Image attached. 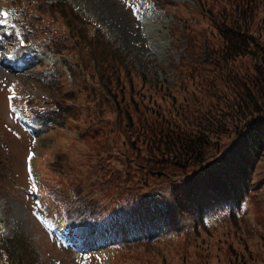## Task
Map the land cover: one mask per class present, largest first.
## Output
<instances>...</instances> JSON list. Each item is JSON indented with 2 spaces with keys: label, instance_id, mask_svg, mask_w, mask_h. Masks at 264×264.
Listing matches in <instances>:
<instances>
[{
  "label": "rangeland",
  "instance_id": "1",
  "mask_svg": "<svg viewBox=\"0 0 264 264\" xmlns=\"http://www.w3.org/2000/svg\"><path fill=\"white\" fill-rule=\"evenodd\" d=\"M68 1L107 35L109 40L106 38V51L101 52L102 62L98 63L95 55L94 61L78 63L76 68L74 39L66 32L55 43L54 35L49 32L33 38L36 44L31 42L24 49L27 53H36L46 43H51L54 49L68 51L64 57L45 51L40 53L38 65L30 76H16L0 62V231L10 239L21 240L38 264H85L70 250L58 248L47 238L41 222L43 213L44 221L52 226L63 215L65 224L74 231L89 226V221L77 217L75 205L88 201L111 205L149 190L167 198L169 180L176 174L175 163H164L160 168L154 166L159 169L155 174L149 170L151 158L163 159L152 151L155 144L151 138L163 133L171 142L178 134V126L173 129L172 126L182 119L193 120V103L201 97L198 89L205 82L210 63L211 54L207 58L206 46L208 42L216 43L218 38L209 18L205 20L200 13L196 15L194 10L188 9L189 4L195 5L191 0H175L180 5L175 6L172 14L182 21L168 13L165 17L157 15L146 27L138 25L127 0ZM6 2L8 0H0L1 4ZM221 17V13L215 15L213 22L222 24ZM145 30L146 36L141 34ZM87 31L91 35L90 25ZM14 57L19 58V52ZM67 63L70 74L72 69L77 75L79 88L72 75L70 84L61 80L63 74L69 77ZM50 75L58 77L64 87L59 89L64 103L76 107L71 110L72 119L64 129L45 134L43 137L48 139L34 145L13 121L5 94L16 83L14 92L17 93L42 96L44 92L59 97L39 79ZM36 102L39 105L40 100ZM222 122L220 119L213 129ZM204 138L206 136L201 134L196 141ZM207 151V158L211 159V150ZM30 153L35 156L33 164L38 171L40 169L45 188L40 204L27 197L25 164ZM52 192L58 195V201L48 197ZM45 207L49 213L44 211ZM255 211L264 217L260 207L255 206ZM184 224L185 220L181 221L180 225ZM192 238L190 234L188 241ZM186 247L181 239L175 240L169 263L175 264ZM145 250L147 244L130 240L100 252L101 260L105 259L103 264H137L140 258L138 264H143ZM197 258L199 263L193 260L191 264H204L203 257ZM148 261L161 264L157 255L150 256Z\"/></svg>",
  "mask_w": 264,
  "mask_h": 264
},
{
  "label": "trees",
  "instance_id": "2",
  "mask_svg": "<svg viewBox=\"0 0 264 264\" xmlns=\"http://www.w3.org/2000/svg\"><path fill=\"white\" fill-rule=\"evenodd\" d=\"M220 1L216 0L212 9L213 14L223 13L224 19L229 13L233 14L230 21L223 26L215 27V23L211 20V11L206 12L207 18L217 30V42H208V48L213 46L228 51L231 57V66L225 65V69L217 70L207 74L208 81L203 83L198 89L201 95L196 103H193L195 109L193 111V120L179 121L178 125H173L172 129L177 127L178 134L172 138L171 142H166V137L161 135L163 141L157 138L154 142L153 150L160 153L163 146H166V152L171 155L165 162L169 165L175 163L176 167L186 169L194 164V166H202L207 161V154L203 148H209L211 139L208 133L213 132L214 126L223 122H232L250 120L253 117L264 118V0H224L223 8L220 7ZM16 5L19 13L17 18L23 19L33 28V33L29 36L42 35L44 33H52L54 35L53 42L58 41L57 38L64 36V32L74 39L72 49L75 53L76 68L78 63H88L94 61L95 55L102 59L104 50L103 42L100 36L95 33L89 34L86 27V21L75 12L69 4L60 0H8ZM236 14L243 23L233 24ZM66 29V31H64ZM25 35L28 33L24 30ZM101 45V46H100ZM52 45L50 46V48ZM59 49V47L57 48ZM52 49V52H60V50ZM71 49V50H72ZM221 53L223 54V51ZM101 52H103L101 54ZM98 61V63H99ZM102 62V61H101ZM80 69V68H79ZM79 71V70H78ZM71 75L79 88V81L74 70L71 69ZM47 87L59 97L48 95L46 99L40 100L39 105H45L44 111L39 110L38 105L28 104V108L33 112L34 117L41 126V134L49 132L53 128L64 126L67 117L75 105L64 103V98L59 91L60 81L55 86L46 79L39 78ZM77 81V82H76ZM68 84V81H64ZM56 87V89H54ZM64 88V87H62ZM58 89V91H57ZM226 108V110H224ZM192 117V118H193ZM183 133L191 140L194 138L196 145L190 146L191 143L183 140ZM206 136L201 142L196 139L201 134ZM34 143H41L46 140H35L30 138ZM160 145V148L157 147ZM249 156L248 153L245 154ZM228 158V156H227ZM228 160V159H227ZM155 166L160 168L163 164L158 161L154 162ZM155 171L159 169L153 167ZM185 171V170H184ZM45 173V168L42 167ZM25 174L27 177V197L38 204L39 199L43 196L40 192H36L34 185L29 179L27 168L25 165ZM50 198L58 201V195L52 192ZM51 195V192H49ZM264 198V186L259 187L255 194V200ZM0 264H38L34 255L28 251V247L19 239L5 236L0 232Z\"/></svg>",
  "mask_w": 264,
  "mask_h": 264
},
{
  "label": "snow or ice",
  "instance_id": "3",
  "mask_svg": "<svg viewBox=\"0 0 264 264\" xmlns=\"http://www.w3.org/2000/svg\"><path fill=\"white\" fill-rule=\"evenodd\" d=\"M32 159V155L30 154V156H29V160H31Z\"/></svg>",
  "mask_w": 264,
  "mask_h": 264
}]
</instances>
